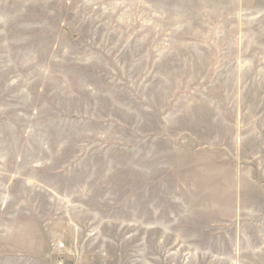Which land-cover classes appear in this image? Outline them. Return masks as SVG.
Masks as SVG:
<instances>
[{
  "label": "rangeland",
  "instance_id": "1",
  "mask_svg": "<svg viewBox=\"0 0 264 264\" xmlns=\"http://www.w3.org/2000/svg\"><path fill=\"white\" fill-rule=\"evenodd\" d=\"M0 264H264V0H0Z\"/></svg>",
  "mask_w": 264,
  "mask_h": 264
}]
</instances>
